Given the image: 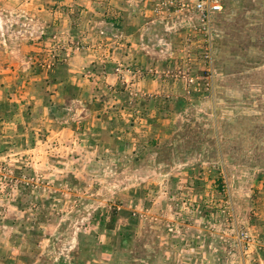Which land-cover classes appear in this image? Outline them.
<instances>
[{"label":"rangeland","instance_id":"rangeland-1","mask_svg":"<svg viewBox=\"0 0 264 264\" xmlns=\"http://www.w3.org/2000/svg\"><path fill=\"white\" fill-rule=\"evenodd\" d=\"M109 3L58 88L0 0V264H264V0Z\"/></svg>","mask_w":264,"mask_h":264},{"label":"crops","instance_id":"crops-1","mask_svg":"<svg viewBox=\"0 0 264 264\" xmlns=\"http://www.w3.org/2000/svg\"><path fill=\"white\" fill-rule=\"evenodd\" d=\"M15 2L19 4V7L12 9L11 14L17 16L20 26H22L19 28L23 29V33L18 36L27 39L29 52L36 51L35 46L39 44V40L41 41L46 35L54 33L63 42L78 40L87 45L86 49L75 52L71 56L65 55L64 63L58 64L49 71L51 85L59 88L63 84L61 83L62 79L59 78L63 71L75 75L80 72L83 66H88L87 72L91 73V11H96L91 9V0H15ZM109 4L114 6L115 0H110ZM64 7L74 9H65ZM78 7L85 9H78ZM115 10L117 9H103L105 13ZM120 10L127 11L128 9ZM86 16L88 19L84 24L83 19H86ZM92 57L94 56L92 55ZM71 66H78V69H73Z\"/></svg>","mask_w":264,"mask_h":264},{"label":"built area","instance_id":"built-area-1","mask_svg":"<svg viewBox=\"0 0 264 264\" xmlns=\"http://www.w3.org/2000/svg\"><path fill=\"white\" fill-rule=\"evenodd\" d=\"M226 0H157L158 10L172 14H190L203 23H209L211 18L222 11ZM69 50H78V46Z\"/></svg>","mask_w":264,"mask_h":264}]
</instances>
